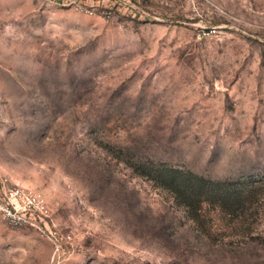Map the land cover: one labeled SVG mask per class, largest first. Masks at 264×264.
Listing matches in <instances>:
<instances>
[{
    "label": "rangeland",
    "instance_id": "374dc122",
    "mask_svg": "<svg viewBox=\"0 0 264 264\" xmlns=\"http://www.w3.org/2000/svg\"><path fill=\"white\" fill-rule=\"evenodd\" d=\"M162 164L247 204L194 220ZM1 183L44 209L0 264H264V0H0Z\"/></svg>",
    "mask_w": 264,
    "mask_h": 264
},
{
    "label": "trees",
    "instance_id": "16d2710c",
    "mask_svg": "<svg viewBox=\"0 0 264 264\" xmlns=\"http://www.w3.org/2000/svg\"><path fill=\"white\" fill-rule=\"evenodd\" d=\"M138 168L140 174L153 179L158 185L171 192L174 201L194 220L199 219L203 204L207 201L216 202L219 206L233 200L244 206L248 201L247 195L237 197L234 189L229 193V188L223 182L213 181L190 170L163 164L153 167L139 165Z\"/></svg>",
    "mask_w": 264,
    "mask_h": 264
},
{
    "label": "built area",
    "instance_id": "2783aa9c",
    "mask_svg": "<svg viewBox=\"0 0 264 264\" xmlns=\"http://www.w3.org/2000/svg\"><path fill=\"white\" fill-rule=\"evenodd\" d=\"M43 209V197L39 191L19 185L9 187L5 183L0 184V214L11 222L29 224L36 214L43 213Z\"/></svg>",
    "mask_w": 264,
    "mask_h": 264
}]
</instances>
